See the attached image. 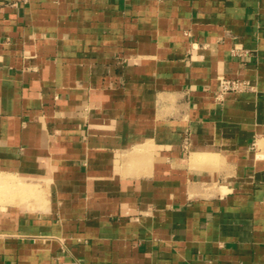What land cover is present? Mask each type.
<instances>
[{
	"label": "crops",
	"instance_id": "crops-1",
	"mask_svg": "<svg viewBox=\"0 0 264 264\" xmlns=\"http://www.w3.org/2000/svg\"><path fill=\"white\" fill-rule=\"evenodd\" d=\"M4 185L0 264H264V0H0Z\"/></svg>",
	"mask_w": 264,
	"mask_h": 264
},
{
	"label": "built area",
	"instance_id": "built-area-1",
	"mask_svg": "<svg viewBox=\"0 0 264 264\" xmlns=\"http://www.w3.org/2000/svg\"><path fill=\"white\" fill-rule=\"evenodd\" d=\"M249 87V84L239 80H228L224 79L221 83V94L242 92Z\"/></svg>",
	"mask_w": 264,
	"mask_h": 264
},
{
	"label": "rangeland",
	"instance_id": "rangeland-1",
	"mask_svg": "<svg viewBox=\"0 0 264 264\" xmlns=\"http://www.w3.org/2000/svg\"><path fill=\"white\" fill-rule=\"evenodd\" d=\"M20 183H21V181H20ZM18 188H20L19 185H17V189H16L15 192H16V194H18L17 202H18L19 204H21V203L25 202V200L27 199L28 196H26V195L21 196L22 193H20V192L18 191ZM0 190L3 191V194H4V195H5L7 192L12 191V189H11V187H10L9 185H4Z\"/></svg>",
	"mask_w": 264,
	"mask_h": 264
}]
</instances>
